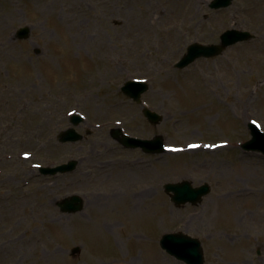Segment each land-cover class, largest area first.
Returning a JSON list of instances; mask_svg holds the SVG:
<instances>
[{
  "label": "rangeland",
  "instance_id": "1",
  "mask_svg": "<svg viewBox=\"0 0 264 264\" xmlns=\"http://www.w3.org/2000/svg\"><path fill=\"white\" fill-rule=\"evenodd\" d=\"M174 1L190 9V23L165 24L171 11L178 14L168 0H0V20H7L0 29L7 43L0 50V264H185L159 245L172 232L198 238L206 264H264V232L236 227L264 226V155L241 148L251 139L250 122L264 132V0H233L221 10L210 9L213 0ZM133 15L178 27L182 38L165 45L158 32L159 43L134 53ZM22 28L28 38L17 37ZM232 29L255 38L175 68L191 44L218 43ZM114 65L119 71L111 76ZM132 80L150 85L143 105L163 116L158 126L122 93ZM73 114L84 117L78 126ZM68 128L82 140L59 142ZM116 129L135 138L160 135L168 151L125 149ZM201 143L209 149L198 151ZM71 160L74 172L38 171ZM204 161L209 165L200 167ZM180 181L209 184L211 193L200 204L176 207L163 185ZM106 186L120 200L128 186L148 211L131 216L118 207L104 214L117 229L95 233L86 225L97 220L89 203L92 194H107ZM241 190H255V197L233 196ZM71 195L84 199V209L63 214L56 202ZM76 246L81 252L72 256Z\"/></svg>",
  "mask_w": 264,
  "mask_h": 264
},
{
  "label": "water",
  "instance_id": "2",
  "mask_svg": "<svg viewBox=\"0 0 264 264\" xmlns=\"http://www.w3.org/2000/svg\"><path fill=\"white\" fill-rule=\"evenodd\" d=\"M233 0H215L212 3V8L219 9L229 7ZM29 29L23 28L18 31V37L20 39H25L29 37ZM254 38L249 32H243L236 30H230L221 36V44L216 45H202L199 43L192 44L189 46L187 54L181 59L177 64L178 68H185L191 63L196 62L198 58H210L217 57L223 54L228 47L235 45L236 43L242 41H248ZM149 90V85L143 81H128L122 87V92L137 103H141L142 95ZM144 115L148 120L154 124L158 125L161 121V116L155 112H152L148 108L143 111ZM83 119L78 116H73L71 122L77 126ZM253 139L244 144V149L260 151L264 154V134L261 133L254 124L250 126ZM74 129H69L66 132H61L59 140L61 143L66 142H77L82 140L83 136L75 132ZM121 133L117 131L116 136ZM119 141L128 148H142L146 153H160L163 150V141L161 137H156L152 140H141L135 138H129L124 136L119 138ZM77 162L72 161L68 164L58 166L56 168H41L40 172L44 175H55L57 173H67L75 170ZM166 192L171 194V202H173L177 207L191 203L196 205L202 202V199L208 195L211 191L210 186L205 184L198 188H193L190 182H180V183H169L164 186ZM62 212L64 213H77L83 210L84 200L80 196H72L65 198L60 203ZM198 239L192 238L183 233L166 234L163 236L160 244L163 250H165L169 255L183 261L187 264H206L204 263V255L201 243ZM80 248H74L73 254L79 253Z\"/></svg>",
  "mask_w": 264,
  "mask_h": 264
},
{
  "label": "bare ground",
  "instance_id": "3",
  "mask_svg": "<svg viewBox=\"0 0 264 264\" xmlns=\"http://www.w3.org/2000/svg\"><path fill=\"white\" fill-rule=\"evenodd\" d=\"M168 2L170 3L168 8L174 9L178 11L177 15H173V11H171L170 13L172 14L169 18H167V20H165V24L168 22H172V21H180V23L184 22V23H190L191 20H193L194 15L191 14V12L189 11L190 9L185 7L184 5H178L176 4V2L174 0H168ZM177 6V7H176ZM189 9V10H186ZM15 12V11H13ZM261 16V15H260ZM259 16V17H260ZM261 17H264V15H262ZM148 19L150 21L151 16L148 15ZM146 20V19H145ZM145 20H140L138 19V17L136 15L132 16V19L130 21L131 26H132V36L134 38V41L131 43L130 47L131 50L134 53L140 52L142 49L145 48V43L147 42V44L151 43L153 40H156L157 43H159L158 38L156 37V34L158 32L163 33L162 34V42L163 44H167V43H171L172 46L176 45V43H178L180 41V39L182 38V32L180 30V28H167L163 29V27H157L154 24H150V22H145ZM7 22V20L1 19L0 20V29L4 28V24ZM144 36V37H143ZM7 43L4 42L3 40L0 41V50H4L6 47ZM105 57L106 58H110L112 55V50L110 48H108L105 50ZM144 57V56H142ZM126 62V60H125ZM134 62V61H132ZM148 67H150V63L146 64ZM113 67H115L114 69L110 70V74L115 75L116 71H119V67H117L116 65H114ZM41 127H44V124H41ZM192 139V138H190ZM190 139H186V147L190 146L191 141H189ZM199 149H209V145L206 143H201L200 145H198V151ZM216 150V149H215ZM214 150V152H215ZM212 151V150H211ZM217 151V150H216ZM213 152V153H214ZM214 166L217 165V162L212 163ZM247 164V162L242 159L241 160V166H245ZM209 164L207 162L204 161L203 164H200V167H206ZM218 165H220L221 167H227L226 164H224L223 162L218 163ZM198 166V165H196ZM249 168H251L249 166ZM245 167H243L241 170H244ZM130 176H128L127 178H129ZM130 179L127 181L129 182ZM127 182L125 184H127ZM129 185V183H128ZM107 187V186H106ZM108 188V187H107ZM130 188H126V192H125V196L123 199H118L117 198V194L116 190L113 188H108L107 190V194H98L97 192L91 195L92 201L89 203L91 206L90 207V211L91 213H93L94 215L96 214V219L95 221H89L86 223V225L90 228H92L93 231H95V233H107V232H113L115 231V229H117L118 224L116 222H113V218H106L104 217V214L108 212L110 213H116L117 212V208L118 207H125L126 211H127V215H137V214H142V213H146L148 211V209L146 207H144V203H142L141 201H138L136 203V201L134 200L133 196L130 195ZM250 192L251 196L255 197V190L252 191H238L236 193H233V196H238L239 199L241 198H245L246 195L245 193ZM260 192L264 193V191ZM230 196H232V193L230 194ZM103 203L102 206H100L99 204ZM46 208V207H45ZM239 212H235L236 213V222L239 221L240 217V213H241V209L238 208ZM102 220V225H101V221ZM260 220H264V213H262L260 215ZM236 227L238 228L237 230H239L241 233H245L244 231H247V233L250 232H264V226H255V228L253 227V225L248 224L246 226L242 225V224H237ZM118 243V241H116ZM131 264V263H130ZM132 264H134L132 262Z\"/></svg>",
  "mask_w": 264,
  "mask_h": 264
},
{
  "label": "snow or ice",
  "instance_id": "4",
  "mask_svg": "<svg viewBox=\"0 0 264 264\" xmlns=\"http://www.w3.org/2000/svg\"><path fill=\"white\" fill-rule=\"evenodd\" d=\"M193 147H195V145H193Z\"/></svg>",
  "mask_w": 264,
  "mask_h": 264
},
{
  "label": "flooded vegetation",
  "instance_id": "5",
  "mask_svg": "<svg viewBox=\"0 0 264 264\" xmlns=\"http://www.w3.org/2000/svg\"><path fill=\"white\" fill-rule=\"evenodd\" d=\"M56 206H57V204H56Z\"/></svg>",
  "mask_w": 264,
  "mask_h": 264
}]
</instances>
